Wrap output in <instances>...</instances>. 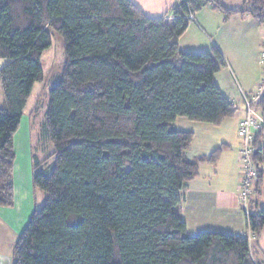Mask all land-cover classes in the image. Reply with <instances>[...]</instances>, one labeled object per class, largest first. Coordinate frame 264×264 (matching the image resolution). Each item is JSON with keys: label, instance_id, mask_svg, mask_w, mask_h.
<instances>
[{"label": "trees", "instance_id": "16d2710c", "mask_svg": "<svg viewBox=\"0 0 264 264\" xmlns=\"http://www.w3.org/2000/svg\"><path fill=\"white\" fill-rule=\"evenodd\" d=\"M224 20L249 16L264 29V0H176L172 15L148 18L129 0H0V208L14 206V137L43 53L63 40L64 63L48 94L42 135L53 147L31 155L35 207L11 246V264H255L251 243L264 210L250 200L251 235L187 233L182 190L227 146L193 160L194 135L178 118L220 127L236 108L214 76L226 67L216 48L183 52L178 40L201 9ZM264 119V88L254 105ZM31 126V121H30ZM252 157L258 194L264 126ZM47 164V165H46ZM45 166V167H44Z\"/></svg>", "mask_w": 264, "mask_h": 264}, {"label": "crops", "instance_id": "0c3cea01", "mask_svg": "<svg viewBox=\"0 0 264 264\" xmlns=\"http://www.w3.org/2000/svg\"><path fill=\"white\" fill-rule=\"evenodd\" d=\"M129 1L148 18L172 15L176 5V0ZM263 40L264 29L256 20L247 15L243 17L234 15L225 21L224 15L211 7L197 12L193 16V21L188 24L186 32L178 40L179 48L183 52H202L212 48L220 52L226 67L214 76V81L222 96L236 108L234 116L226 119L220 127L202 124L194 126L197 131L191 132L194 139L185 153L189 160L207 157L218 147L227 146L215 165H201L198 176L182 190L183 201L180 209L187 233L191 236L204 232L251 235L245 223V215L250 209L247 208L245 211L237 200V190L242 177L238 157L241 144L237 131L245 117L243 97L254 99L263 80V65L260 60ZM7 64L8 61L0 60V70ZM2 106L0 88V107ZM30 127V117L27 119L23 115L14 137V149L20 148L24 141H30ZM196 143L197 148L191 151ZM259 147H264V142H260ZM16 162L15 158L14 164ZM29 162L31 161L26 162L27 165ZM20 169V166L13 167V182L15 180L13 208H0V225L11 234L13 244L33 211L27 196L28 183L25 184V188L20 185L21 179L23 180V177L20 178ZM20 190L25 191L22 200H19ZM251 201L254 202L255 210H264V175L258 194L253 195ZM249 243L254 263L264 264V228L259 237L254 239L253 236ZM0 264H11V249L6 253L0 251Z\"/></svg>", "mask_w": 264, "mask_h": 264}, {"label": "rangeland", "instance_id": "374dc122", "mask_svg": "<svg viewBox=\"0 0 264 264\" xmlns=\"http://www.w3.org/2000/svg\"><path fill=\"white\" fill-rule=\"evenodd\" d=\"M222 4L227 8L237 9L242 5V0H222ZM262 42H264V40ZM63 63V40L59 35L53 34L51 36V47L43 53L41 58V68L44 75V81L42 83L35 84L32 95L24 110L25 118L28 119V117H30L31 121L30 141H24V144L21 147L19 146L20 148L17 149L16 147V149H14L17 159V162L14 164V166L21 167L19 172L20 178L23 177L24 180L23 182L21 179L20 185L25 188V184L28 183L27 196L29 198V206L33 209L34 206L39 207L42 204V195L38 193L37 199L34 202V194L31 185V162H29L28 165L26 162L31 160V155H34L38 160L41 161L53 151V147L49 140L42 135V124L45 121V115L48 107L49 91L59 79L62 72ZM198 125L202 124L190 122L184 118H178L174 124V128L176 131L194 132L197 131L194 126ZM195 146H197V143L191 148V151H194L197 148ZM20 185L18 186L19 189ZM24 194L25 191L20 190L19 200L24 198ZM20 202L21 201H19V204ZM3 231H5V233ZM11 238V234L1 226L0 251L5 253L9 252V249H11V246L14 242Z\"/></svg>", "mask_w": 264, "mask_h": 264}, {"label": "built area", "instance_id": "2783aa9c", "mask_svg": "<svg viewBox=\"0 0 264 264\" xmlns=\"http://www.w3.org/2000/svg\"><path fill=\"white\" fill-rule=\"evenodd\" d=\"M189 19L192 21L193 17L189 16ZM260 60L263 65V80L254 99L246 98L245 96L243 97L245 117L240 122L237 131V135L241 144L238 157L242 170V177L237 190V200L241 208H243L245 211L251 200V197L255 192V185L257 181V172L252 160V157L255 153L254 140L255 136L264 126V119L261 113L254 108V105L264 88V42L263 46L261 47Z\"/></svg>", "mask_w": 264, "mask_h": 264}]
</instances>
